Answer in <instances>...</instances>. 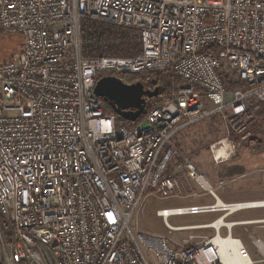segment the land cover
Returning a JSON list of instances; mask_svg holds the SVG:
<instances>
[{
    "label": "built area",
    "instance_id": "1",
    "mask_svg": "<svg viewBox=\"0 0 264 264\" xmlns=\"http://www.w3.org/2000/svg\"><path fill=\"white\" fill-rule=\"evenodd\" d=\"M97 24L134 30L140 52L85 55L109 41ZM3 33L22 35L23 47L0 62L2 264H222L208 250L222 227L231 236L236 222L226 217L264 207V200L223 201L187 157L171 170L174 139L225 111L243 139L250 134L254 110L264 109V0H0ZM150 71L172 72L186 84L133 128L117 126L118 116L106 113L95 93L98 80L113 75L130 83ZM227 73L240 86L230 89ZM210 149L220 164L238 144L227 137ZM149 195L212 196L213 203L157 213L171 232L212 227L215 235L177 243L134 231L131 222ZM208 212L221 214L207 224L169 221ZM249 222L264 219L237 223ZM254 242L264 264V242Z\"/></svg>",
    "mask_w": 264,
    "mask_h": 264
},
{
    "label": "rangeland",
    "instance_id": "2",
    "mask_svg": "<svg viewBox=\"0 0 264 264\" xmlns=\"http://www.w3.org/2000/svg\"><path fill=\"white\" fill-rule=\"evenodd\" d=\"M23 47V37L20 34H3L0 35V59L3 61L9 60L11 57L20 52ZM180 79L178 83L173 85V95L180 86L186 84L184 80ZM138 77V76H137ZM169 78V76H167ZM129 77H126L128 79ZM133 78V77H132ZM129 78V81L132 80ZM139 78H136L138 81ZM156 80V79H153ZM141 81V80H140ZM157 85L161 87L158 83ZM131 83V82H130ZM156 84H152L149 88L154 89ZM172 95V96H173ZM171 96V97H172ZM170 98V97H169ZM168 99V98H167ZM164 99L158 104L166 101ZM157 104V105H158ZM254 109L253 106H251ZM253 111V110H252ZM258 118L249 123L248 130L250 134L247 138H242L244 132L237 131L235 120H232V113L225 111L224 113H215L210 117L199 120L177 132L174 139V145L178 150V155L174 160L173 166L181 162L184 158H190L196 164L198 169L203 172L209 181L216 186L220 179L227 181L224 188L218 189L220 195L224 193H232L235 195H243L245 198H252V200L264 199V109L257 108L254 110ZM249 121L250 118L246 117ZM239 132V133H238ZM229 138L238 144V150L231 159L217 164L214 161L210 146L224 138ZM183 179L185 177L183 176ZM234 192V193H233ZM197 201V200H196ZM246 201V200H245ZM198 202V201H197ZM206 202L210 203L211 199L207 198ZM190 199L179 200L176 198H161L157 195H149L145 198L138 213L131 222V226L136 230H141L148 233H156L169 236L174 242L180 243L190 236H195V241L202 240L204 235L213 237L215 235L214 229H194L185 231H173L165 225L163 218L156 214V211L164 207H172L175 205L190 204ZM246 214H264V207L251 208L250 210L241 211L237 216ZM218 214H195V215H174L169 218L172 225L185 226L207 223L212 221ZM235 217V216H234ZM231 217L230 219H232ZM4 233L7 235L11 233V226L9 223H3ZM255 238L264 239V228L253 226ZM238 228H236L237 230ZM247 231V230H245ZM225 235V231H222ZM249 233V232H248ZM246 248L249 251L254 264H262L263 256L258 251L256 245L249 238L244 239ZM149 257H153L146 251ZM0 264L2 260L0 259Z\"/></svg>",
    "mask_w": 264,
    "mask_h": 264
},
{
    "label": "trees",
    "instance_id": "3",
    "mask_svg": "<svg viewBox=\"0 0 264 264\" xmlns=\"http://www.w3.org/2000/svg\"><path fill=\"white\" fill-rule=\"evenodd\" d=\"M97 28L103 27L107 31V39L109 41L106 42V45H100L96 44L93 47H90L86 52L85 55L87 56H95V55H114V56H133L140 52L141 45L138 38V34L134 32L132 29H124V28H118L114 30L112 26L110 25H103V24H97ZM4 34V33H3ZM1 34V35H3ZM104 34V33H103ZM105 35V34H104ZM13 57H11L9 60H11ZM7 60V61H9ZM0 62H4L0 59ZM169 76V78L167 77ZM136 78H139L138 80H141L145 83V85L149 88L153 84V79H156V85H157V79L159 80L158 83L160 87L159 95L152 98L147 99V107L144 111V113L141 115L139 120L136 122H129L126 120H123L120 117H117V126L124 125L128 128H133L138 123L145 120L148 111L156 106L158 102L167 99L173 95V85L175 83H178L180 79L176 78L172 72L169 71H150V72H143L137 76H134L131 80V82L137 81ZM227 83L230 89H235L236 87L240 86V83H231V75L229 73L226 74ZM104 110L106 113H113V110L111 107L104 102ZM18 264H24V262H20Z\"/></svg>",
    "mask_w": 264,
    "mask_h": 264
},
{
    "label": "water",
    "instance_id": "4",
    "mask_svg": "<svg viewBox=\"0 0 264 264\" xmlns=\"http://www.w3.org/2000/svg\"><path fill=\"white\" fill-rule=\"evenodd\" d=\"M156 84V80H153ZM160 87L147 88L145 83L138 80L127 83L113 75L101 77L95 87V93L101 97L123 120L136 122L147 107V99L159 95Z\"/></svg>",
    "mask_w": 264,
    "mask_h": 264
},
{
    "label": "crops",
    "instance_id": "5",
    "mask_svg": "<svg viewBox=\"0 0 264 264\" xmlns=\"http://www.w3.org/2000/svg\"><path fill=\"white\" fill-rule=\"evenodd\" d=\"M223 182V186H221ZM227 184V181L223 180V179H220V182L219 184H217L215 187H217V190L218 189H222L226 186ZM218 192V191H217ZM234 193V192H233ZM218 195L220 196V198L225 201V202H236V201H247V200H252V198H245L243 195H235V194H230V193H224V195H220L218 193ZM207 198H210L211 199V202L210 203H213L214 202V198L210 195H204V196H199V197H185V198H181V197H176V199H179V200H186V199H190L191 203L190 204H186V205H182V204H179V205H175V206H172V207H176V206H190V205H199V204H205V203H208L206 202V199ZM198 202H197V201ZM264 200V199H263ZM164 208H168V207H164ZM162 209V208H160ZM158 209V210H160ZM253 209V208H252ZM158 210L156 211V214H158ZM245 210H250V209H245ZM241 211H244V210H240V211H237V212H234V213H230V215H228L226 217V221L228 222H236L232 228H231V236L237 238V239H240L241 242L244 244L245 248H246V245H245V242H244V239L245 238H249L251 241H253V243L255 244L254 240L255 239H260L264 242V239L262 238H255L253 236V234H255L254 232V228L253 226H256L258 228H264V224H261V223H256V222H249V223H244V224H241V223H237L239 221H254V220H259V219H264V214H246V215H243V216H237ZM201 214H218L212 221L210 222H207V223H211L213 222L214 220H216L218 217H219V214H221L220 212H208V213H201ZM235 216V217H234ZM231 217H233L232 219H230ZM207 223H201V224H207ZM212 227H205L203 229H210ZM236 228H238L236 230ZM214 229V228H212ZM225 231V235H223L222 231ZM247 230V231H245ZM249 232V233H248ZM214 233H215V229H214ZM229 229L227 227H222L221 228V235L222 236H228L229 235ZM257 247V246H256ZM247 249V248H246ZM248 250V249H247Z\"/></svg>",
    "mask_w": 264,
    "mask_h": 264
},
{
    "label": "bare ground",
    "instance_id": "6",
    "mask_svg": "<svg viewBox=\"0 0 264 264\" xmlns=\"http://www.w3.org/2000/svg\"><path fill=\"white\" fill-rule=\"evenodd\" d=\"M225 221L220 219L214 223V226L219 227ZM211 244L212 247L210 250H208V254L219 257L222 264L249 263L250 258L246 255L245 246L240 239H237L233 236H217L212 240Z\"/></svg>",
    "mask_w": 264,
    "mask_h": 264
},
{
    "label": "flooded vegetation",
    "instance_id": "7",
    "mask_svg": "<svg viewBox=\"0 0 264 264\" xmlns=\"http://www.w3.org/2000/svg\"><path fill=\"white\" fill-rule=\"evenodd\" d=\"M147 87V86H146ZM148 88V87H147Z\"/></svg>",
    "mask_w": 264,
    "mask_h": 264
}]
</instances>
